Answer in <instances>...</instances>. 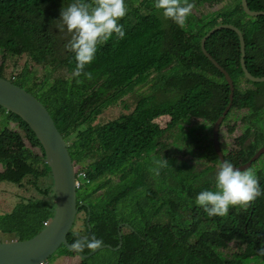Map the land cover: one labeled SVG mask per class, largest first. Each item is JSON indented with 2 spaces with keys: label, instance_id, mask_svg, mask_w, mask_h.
<instances>
[{
  "label": "trees",
  "instance_id": "obj_1",
  "mask_svg": "<svg viewBox=\"0 0 264 264\" xmlns=\"http://www.w3.org/2000/svg\"><path fill=\"white\" fill-rule=\"evenodd\" d=\"M73 2L0 0V77L24 88L48 109L74 166L84 174L82 182L77 174L82 225L70 232L69 244L79 233L95 235L102 246L118 249L123 233L120 251L106 249L79 264H264V194L239 212V206H230L223 217L210 218L195 203L200 192L216 190L219 169L212 166L221 163L203 140H212L214 124L231 103L219 130L224 159L240 167L264 146V82L245 76L236 33L210 32L222 26L238 28L246 43V66L262 78L264 18L247 16L241 0H189L195 7L181 28L154 7L156 0H139L138 6L137 0H125L129 11L119 21L125 37L120 40L114 34L97 46L94 61L85 68L91 80L83 75L70 79L75 54L65 48L70 35L56 25L61 10ZM248 4L251 11L264 12V0ZM208 7L220 8L206 12ZM22 57L28 64L16 77H8L7 63L19 68L15 62ZM215 62L233 78L234 91ZM31 63L42 68L43 75ZM120 102L124 109L119 118L94 123L102 111ZM241 111H246L242 120L248 124L232 145L226 135L234 134L236 127L229 120ZM161 117H168L164 127L156 122ZM174 130H180L178 137ZM183 146L191 155L204 151L205 162L183 165L177 157ZM45 159L28 124L0 106V183L22 187L33 179L37 193L50 196L37 184L47 178L53 184ZM250 169L264 187V156ZM53 216L49 202L27 198L0 215V231L16 241L31 240ZM233 242L243 256L229 252ZM93 251L85 248L81 253ZM56 257L77 254L62 247L48 264Z\"/></svg>",
  "mask_w": 264,
  "mask_h": 264
},
{
  "label": "water",
  "instance_id": "obj_2",
  "mask_svg": "<svg viewBox=\"0 0 264 264\" xmlns=\"http://www.w3.org/2000/svg\"><path fill=\"white\" fill-rule=\"evenodd\" d=\"M242 4L245 14L250 18H264V12H253L249 9L247 0H242ZM223 30H230L239 36L242 54L241 64L245 76L254 82H264V77L256 78L246 66V43L243 33L234 26H222L216 28L211 36ZM204 52L212 58L211 54L208 53L206 49H204ZM215 65L225 75L230 90L234 91V82L229 73L217 62H215ZM233 98L234 94H231V101H233ZM0 106L19 115L36 134L45 152V163L51 171L56 194L55 215L50 220L49 224L31 240L0 243V264H47L50 258L62 247L76 253L80 260L94 257L100 251L106 249L117 252L120 251L123 247L122 232L121 245L118 249H114L111 246H102L88 255H83L81 252L70 248L68 241L69 234L73 230L78 216L77 203L79 182L76 167L69 153L68 143L57 128L48 109L41 101L24 88L2 77H0ZM231 106L232 103L226 108L223 115L217 120L213 127V140L216 143V153L220 157L222 163L225 160L220 152L218 142L219 130ZM263 156L264 146L260 148L247 164L234 168H238L241 171L250 169Z\"/></svg>",
  "mask_w": 264,
  "mask_h": 264
},
{
  "label": "clouds",
  "instance_id": "obj_3",
  "mask_svg": "<svg viewBox=\"0 0 264 264\" xmlns=\"http://www.w3.org/2000/svg\"><path fill=\"white\" fill-rule=\"evenodd\" d=\"M138 4L139 0H137L136 6ZM240 6L243 9L242 0ZM154 7L162 11L165 19H170L179 27L184 28L187 18L192 13L195 5L190 3L189 0H156ZM128 11L129 8L126 6L125 0H91V2L75 0L67 8L61 10L59 23L56 28L61 33L66 30L70 35L65 48L75 54L76 60V67L71 72L70 79L78 78L82 75L88 80L93 78L91 72L85 71L86 66L94 61L98 45L106 43L114 34L120 40L125 37L123 25L119 21L126 16ZM76 82L81 83L82 81L77 79ZM221 154L223 158L227 156V154L224 155L222 152ZM218 158L221 164L216 167L219 169L216 174V190H204L197 195L195 200L196 205L202 207L210 218L227 215L230 206H239L235 207L236 212L241 209H247L252 202L258 197L261 198L262 194H264V187L260 188L259 179L253 170L241 171L238 168H234L230 161L224 159L225 161L222 163L219 156ZM83 177L84 174L82 177L80 176L81 182ZM80 187L79 183V189ZM262 203H264V198ZM78 217L79 210L77 219ZM78 221L76 220V222ZM46 223L49 224V222ZM74 235L77 238L70 245V248L79 252H83L85 248L89 250L99 249L104 243L101 239L96 238L95 235L91 237H81L79 233H74ZM261 253L264 254V249H261Z\"/></svg>",
  "mask_w": 264,
  "mask_h": 264
},
{
  "label": "rangeland",
  "instance_id": "obj_4",
  "mask_svg": "<svg viewBox=\"0 0 264 264\" xmlns=\"http://www.w3.org/2000/svg\"><path fill=\"white\" fill-rule=\"evenodd\" d=\"M229 1V0H228ZM220 7H208L205 9L206 12H210V11H215ZM215 30V29H214ZM212 30L210 32V34H212V32L214 31ZM10 61V58L8 60V62ZM16 65L19 66V68H15L14 67V62H10L7 63V67H6V74L8 77H16L17 75H19V73L22 71V69L25 67V65L28 64V60L27 57H22L19 58V60H17ZM2 64V61H0V65ZM31 68H33V70H37L39 75H43V70L40 67H37L35 64L31 63L29 65ZM139 88H145L146 87L144 85H141ZM139 88L136 89V91L139 90ZM149 93V92H148ZM150 95V93H149ZM135 96V95H134ZM116 108H113L111 110H106L103 111L100 115H98L96 121L94 123H105L114 119L119 118L122 115V111L124 109V104L123 103H119L117 106H113ZM134 106H132L131 109L128 110V114L132 113V111L134 110ZM246 114V111H241V112H236L234 116H232V118L229 120V125L231 126H235L236 127V131L234 134L230 135L229 132L227 131V140L229 139L230 136V141L232 142V145H236V139L238 137H240L245 128L246 125L248 124V122H244L242 120V115ZM168 119V117H161L159 119L156 120V122L158 124L161 125V127H164V123L165 121ZM173 133L175 134V137H178L180 134V130H174ZM173 139L170 140V142ZM203 142H206L207 147H208V152L214 153L216 152V143L214 140H211L205 136ZM219 144L221 143V140H218ZM183 145V143L181 144ZM204 153V151H203ZM202 152L199 151H195L194 155H191L187 152V148L185 146L182 147V150H177V157L178 159L182 162V164H186L189 166H193L196 167V164L198 163H203L205 162L202 158L203 155ZM34 154H40V152L38 150H34ZM261 160L259 161L260 164ZM218 165L212 166V167H217ZM48 167V166H46ZM49 168V167H48ZM77 174L78 172H80V176H83V173L81 172L80 168H77ZM201 169H198V171L196 172H200ZM0 171L1 168H0ZM183 172L185 171V169L182 170ZM195 172V173H196ZM51 180V179H50ZM47 182V179L38 183V185L43 188V184H45ZM80 183V181H79ZM81 184V183H80ZM27 198H34L36 200H44V201H49L51 198V195L48 197H44L42 195H39L36 191L35 185L33 184L32 180H27L25 181V183L23 184L22 187H17L11 184H6V183H0V215L4 214V213H10L14 210V208L19 205L20 202H22L23 199H27ZM83 217V214L81 213L79 215L80 220L77 222V225L74 226L73 229H79L82 225L81 222V218ZM15 237V236H14ZM11 240H14L12 236L4 234L0 231V243H9L11 242ZM16 241V240H14ZM230 249L229 252L230 253H234V254H240V255H244V253L242 252V250L239 248L240 245H238L237 243L233 242L231 244H229ZM53 264H79L80 263V259L78 257L75 258H66V257H56L53 260Z\"/></svg>",
  "mask_w": 264,
  "mask_h": 264
},
{
  "label": "crops",
  "instance_id": "obj_5",
  "mask_svg": "<svg viewBox=\"0 0 264 264\" xmlns=\"http://www.w3.org/2000/svg\"><path fill=\"white\" fill-rule=\"evenodd\" d=\"M27 180H32L33 181V184L35 185V181L33 179H26L25 181ZM25 181L23 182V184L25 183ZM44 180H40L38 183L42 182ZM37 183V184H38ZM22 184V185H23ZM53 185L52 184V181L50 180V178H47V182L45 184H43V188L42 189H46L47 192H51V198L49 201H46V202H49L50 203V206H51V212L54 211V215H55V206H56V194H55V189L53 188ZM54 217V216H53ZM52 217V218H53ZM50 218L48 221L46 222H50V220L52 219ZM45 222V223H46ZM45 223H44V226H45ZM14 240H11V242H13Z\"/></svg>",
  "mask_w": 264,
  "mask_h": 264
},
{
  "label": "built area",
  "instance_id": "obj_6",
  "mask_svg": "<svg viewBox=\"0 0 264 264\" xmlns=\"http://www.w3.org/2000/svg\"><path fill=\"white\" fill-rule=\"evenodd\" d=\"M45 225H47V223Z\"/></svg>",
  "mask_w": 264,
  "mask_h": 264
}]
</instances>
